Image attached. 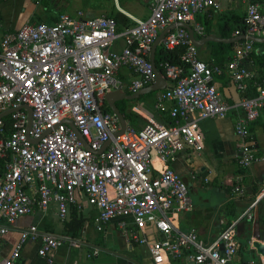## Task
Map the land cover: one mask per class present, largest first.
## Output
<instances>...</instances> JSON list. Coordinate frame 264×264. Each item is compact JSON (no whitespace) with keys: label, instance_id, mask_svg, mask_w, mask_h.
I'll return each mask as SVG.
<instances>
[{"label":"built area","instance_id":"1","mask_svg":"<svg viewBox=\"0 0 264 264\" xmlns=\"http://www.w3.org/2000/svg\"><path fill=\"white\" fill-rule=\"evenodd\" d=\"M217 6L215 0H149V14L121 31L109 15L85 16L76 10L59 14L54 23L27 21L0 33V112L13 110L6 115L7 134L0 118V236L21 216L44 215L50 202L55 203L62 221L72 206L81 210L83 196L94 211L90 217L95 230L114 221L125 241L146 247L153 264L184 252L194 264H232L238 249L235 226L241 218L252 217L258 196L264 195V183L237 218L222 222L211 241L203 240L194 229L178 231L170 221L171 214L190 210L191 201L185 181L168 163L184 147L201 148L195 127L198 120L222 118L231 112L238 138L236 164L244 168L258 159L250 126L264 108V84L249 96L246 92L253 73L242 65L252 41L244 39L227 52L220 65L209 66L199 59L186 29L177 26L191 25L194 35L202 37L203 28L194 22V15ZM170 24L173 28L158 44L181 51L178 62L159 63L169 84L156 93L154 106L162 108L163 102H170L171 122L133 126L126 120L123 131L115 135L120 125L104 94L116 89L131 93L153 83L151 45L158 31ZM263 29L264 0L250 1L241 33L257 37ZM239 33L236 30L232 36ZM118 38L122 47L116 50L112 43ZM123 67L130 75L126 82L118 77ZM222 72L242 94L235 103L224 101L214 86V75ZM23 104L31 109L28 130L26 111L17 109ZM191 113L196 116L189 119ZM152 156L161 168L152 164ZM232 192L241 194L242 189L235 185ZM27 240L37 242L36 254L47 262L48 254L62 241L28 225L20 229L0 264H15ZM97 252L93 248L87 256Z\"/></svg>","mask_w":264,"mask_h":264},{"label":"crops","instance_id":"2","mask_svg":"<svg viewBox=\"0 0 264 264\" xmlns=\"http://www.w3.org/2000/svg\"><path fill=\"white\" fill-rule=\"evenodd\" d=\"M36 0V7L30 5L32 16L43 17V23H54L61 13H74L80 10L85 16L106 14L114 18L116 28L121 31L124 27L134 23V20L144 19L149 14V0ZM217 7H210L195 13L194 22L199 23L204 31V36L211 34L217 37H232L234 31L243 35L245 7L250 1L261 3L262 0H215ZM7 0H0V33L11 31L23 22H41V20L20 19L19 13L14 14L13 7L8 11ZM20 19V20H19ZM191 26V25H190ZM161 30L158 31V33ZM157 33V34H158ZM227 33V36L222 34ZM196 36V35H195ZM236 36V35H235ZM197 37V36H196ZM259 38H264V29ZM244 39H239L229 44L224 50L231 52L234 45ZM204 42L198 49L199 59L208 64H215L216 45ZM248 56L242 60V65L249 69L253 75L248 82L250 87L248 95L257 91V85L264 84V41L252 42ZM122 47L121 39H115L112 48L119 50ZM160 48L156 45L154 55ZM224 60L221 58L220 65ZM118 77L126 82L130 75L126 68H121ZM214 86L222 99L235 103L242 96L226 72L213 77ZM169 82L165 80V86ZM165 86L163 88H165ZM162 90V89H161ZM160 91V90H158ZM158 91L148 92L136 100V106L126 109L123 101H116L115 105L122 109L125 121L133 126H141L145 122L153 124H168L171 119L168 115L170 102H163L162 108L154 106V97ZM129 93V92H127ZM128 111L133 112L129 115ZM231 112L222 118H204L197 121V142L201 145L199 150L184 147L177 153L175 159L168 165L176 171L185 181L191 201V209L170 215L171 224L178 231L194 229L198 236L205 241L213 240L227 223L240 215L252 200L258 196L259 187L264 183V108L251 123L250 135L256 148L257 160L249 166L239 168L235 162L236 144L238 138L233 132ZM194 113L188 118L195 117ZM152 164L161 168V163L151 157ZM1 173V165H0ZM239 185L241 194L232 192V188ZM48 210L42 216L33 213L21 216L13 221L9 229L0 236V261L6 258L16 243L20 229L28 225H36L39 231L59 236L60 245L48 254L50 262L36 254L37 242L27 240L20 249L19 257L15 264H153L148 250L144 245L125 241L124 235L117 228L114 221L107 223L103 230L93 228L91 215L94 211L84 203L80 211L83 218L88 219L71 237L65 227L69 213L64 220H59L56 215V205L50 202ZM250 219L243 217L235 226V240L238 249L232 258V264H264V254L259 253L256 243H264V195L258 196L251 210ZM55 217L57 219H55ZM76 243L75 246L70 241ZM98 249L96 255L87 254L93 249ZM162 264H194L184 252L179 257L168 258Z\"/></svg>","mask_w":264,"mask_h":264},{"label":"water","instance_id":"3","mask_svg":"<svg viewBox=\"0 0 264 264\" xmlns=\"http://www.w3.org/2000/svg\"><path fill=\"white\" fill-rule=\"evenodd\" d=\"M177 26H181V27H184L186 29L187 34H188V38L190 39L192 44L195 45L196 47H200L204 42H207V41H218L221 43H232V42H235L239 39H248L252 42L264 41V38H259L256 36H249V35L248 36L236 35V36H232V37L222 38V37H217V36H214L211 34H207V35L202 36V37H196L189 25L183 24V23H177ZM171 28H173V24H170V25L164 27L163 29H161V31L156 35V37H155V39L151 45V49H150V53H149V60H150V64H151L153 74H154L153 83H151L145 87H142L140 89H137L131 93H127L122 89H116V90H113V91H110V92H107L104 94V97H103L104 101L106 102L108 108L116 115L118 122H119V125H120V129L115 135L121 133L125 127V119H124L123 113L115 105L116 101H132V100L137 99L141 95H146L148 92L161 90L165 86V80L161 74V71L156 67L155 62H154V50H155L156 45L159 43L160 38L165 34V32L167 30H169ZM19 108H23L26 111V114H27L26 130H28L29 124H30V119H31V109H30V107H28L25 104L19 106L17 109H19ZM11 111H13V110L7 109L4 111H1L0 112V118L6 116ZM64 122L73 129L74 133L82 141L83 146L85 148H87L86 144L84 143V141L80 137V135H79L78 131L75 129V127L72 126L71 122L68 120H65ZM28 140L32 143L37 141V139H34V138H28ZM107 144H108V141H106L100 147L99 150H96L95 153H99ZM56 237H59V236L57 235ZM256 248L258 249L257 251L259 253L264 254V243H262V244L256 243Z\"/></svg>","mask_w":264,"mask_h":264},{"label":"trees","instance_id":"4","mask_svg":"<svg viewBox=\"0 0 264 264\" xmlns=\"http://www.w3.org/2000/svg\"><path fill=\"white\" fill-rule=\"evenodd\" d=\"M223 36H227L228 34H222ZM210 44L216 45V47L219 49L218 52H215V64L212 65H216V63L220 62L221 58L224 57L225 55H227V51L224 50L225 47L229 46V44H222V43H214V42H209ZM253 44V43H252ZM198 49V48H197ZM181 51V48L179 47H174L172 49H163V48H157V52L154 55V62L155 65L158 69H160L159 67V63L161 61H167L169 63H176L178 62V55ZM209 66H212L211 64H208ZM250 89V87L248 88V90ZM251 94H255V92H252ZM251 96V95H249ZM120 110L122 111V109L120 108ZM3 121V130L5 132V134H7L10 130V126H9V120L6 116L3 117L2 119ZM85 219L87 220L88 217L83 218L79 213H77L75 206H72L70 208L69 211V219L68 221L65 223V227H67L68 232L70 233L71 237L76 236V232H78V230L80 229V227L82 226V223L85 221Z\"/></svg>","mask_w":264,"mask_h":264},{"label":"rangeland","instance_id":"5","mask_svg":"<svg viewBox=\"0 0 264 264\" xmlns=\"http://www.w3.org/2000/svg\"><path fill=\"white\" fill-rule=\"evenodd\" d=\"M7 1L8 2H6V4H7V7H8V11L11 9V7H13V9L15 10L14 14H18L19 13V18L20 19H23V20H25V19H28V20H41V22L44 20L43 17H39L38 15L32 16L31 13H30L31 9L29 7H30V5H33V7L35 8L36 7V3H35L36 0H7ZM44 1L45 0H42V3H44ZM37 2H39V1L37 0ZM142 96H140V97H142ZM155 99H156V96L154 97V100ZM136 100L123 101V103L126 104V109L130 108V110H132V107L136 106V104H135ZM128 113H129V115H133V112L128 111ZM80 199H81V202L84 203L85 206H87L85 198L83 196H81ZM55 219H57V218L55 217Z\"/></svg>","mask_w":264,"mask_h":264}]
</instances>
